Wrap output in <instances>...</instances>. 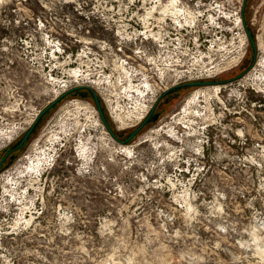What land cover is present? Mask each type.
<instances>
[{
	"label": "rangeland",
	"instance_id": "obj_1",
	"mask_svg": "<svg viewBox=\"0 0 264 264\" xmlns=\"http://www.w3.org/2000/svg\"><path fill=\"white\" fill-rule=\"evenodd\" d=\"M75 87L154 112L118 144L82 91L8 153ZM5 155L0 264H264V0H0Z\"/></svg>",
	"mask_w": 264,
	"mask_h": 264
},
{
	"label": "water",
	"instance_id": "obj_2",
	"mask_svg": "<svg viewBox=\"0 0 264 264\" xmlns=\"http://www.w3.org/2000/svg\"><path fill=\"white\" fill-rule=\"evenodd\" d=\"M244 10V7L242 9V11ZM247 37H250L249 34L247 33ZM251 46L253 48V50H255V45L254 43L251 41ZM241 76L239 75L237 77L240 78ZM216 83L214 82H208V81H200V82H192V83H187V84H184V85H181V86H185V87H207V86H212V85H215ZM86 89L90 90L88 87H85ZM174 88V87H173ZM173 88H170V89H173ZM169 92V89L166 90L164 93H168ZM92 96H93V101H94V105L96 107V110L100 116V119L102 121V124L103 126L105 127V129L111 134V131L109 130V127L105 121V118L103 116V113H102V109L100 107V103H99V100H98V97L97 95L93 92L92 93ZM62 98V95L56 97L55 99H53L51 102H49V104L44 108L42 109L39 114L37 115V118L35 120V122L30 126V128L27 130V132L25 133V135L23 136V138L21 139L19 145L17 146L16 149H18L19 147H21L25 142L26 140L28 139L29 135L31 134L32 130L34 129V126L37 124L38 120L54 105L56 104L60 99ZM153 111H154V107L151 109V111L149 112V115L147 116V118L129 135V137L126 139L125 142H130L137 134L138 132L141 130V128L143 127V125L146 123V121L152 116L153 114ZM156 119V116H153L152 117V121H154ZM112 135V134H111ZM114 138V136H112ZM115 141L118 143V144H123L122 142H120L119 140H117L116 138H114ZM12 151V150H11ZM11 151H9L8 153H10ZM7 157V155H5L3 157V159L1 160L0 164L5 160V158Z\"/></svg>",
	"mask_w": 264,
	"mask_h": 264
},
{
	"label": "trees",
	"instance_id": "obj_3",
	"mask_svg": "<svg viewBox=\"0 0 264 264\" xmlns=\"http://www.w3.org/2000/svg\"><path fill=\"white\" fill-rule=\"evenodd\" d=\"M245 2H246V1H245ZM243 25H244L245 31L248 32V28H247V26H246V24H245V21H244V24H243ZM248 34H249V32H248ZM249 36H250V37H248V40H250V42H251V41L253 42V38H252V36H251L250 34H249ZM253 43H254V42H253ZM251 49H252V48H251ZM252 51H253V50H252ZM253 52H254V51H253ZM243 72H244V71H243ZM243 72H241V74H244ZM237 77H238V76H237ZM237 77L232 78V79H229V80H225V81H217V82H214V83H217V84H220V85H221V84L224 85V84H226V83H228V82H231L232 80L236 79ZM178 88H179V87H178ZM178 88H177V89H178ZM174 90H175V89H174ZM82 91H87V92H89L91 95H92V93H93L91 90H88V89H86L85 87H75V88L70 89V90L67 91L66 93L62 94V98H61L57 103H59L62 99L66 98V97H68V96H70V95H72V94H73V95H77V94H79L80 96L84 97L85 95L82 94ZM168 93H171V91L168 92ZM168 93H162V95L159 97V99H160V98H163V96H165V95L168 94ZM92 98H93V96H92ZM93 102H94V101H93ZM57 103L54 104V105H53L48 111H50L53 107H55V105H57ZM99 103H100V102H99ZM48 111H47V112H48ZM47 112H46V113H47ZM153 112H154V111H153ZM46 113H45V114H46ZM102 113H103V112H102ZM45 114H44V115H45ZM103 116H104V115H103ZM42 117H43V116H42ZM42 117H41V118H42ZM146 117H147V116H146ZM146 117H145V119H146ZM41 118H40V119H41ZM104 118H105V117H104ZM40 119H39V120H40ZM145 119H144V120H145ZM39 120H38V121H39ZM144 120H143V121H144ZM105 121H106V119H105ZM148 121H149V119L146 121L145 124H147ZM106 123H107V121H106ZM145 124H144L143 126H145ZM107 125H108V124H107ZM108 127H109V125H108ZM34 128H35V127H34ZM142 128H143V127H142ZM109 130L111 131L110 127H109ZM134 130H135V129H133V130L131 131V133H132ZM140 131H141V130H140ZM140 131H139V132H140ZM139 132H138V133H139ZM131 133H130V134H131ZM111 134H112V136H114V137L117 138V139H118V138L120 139L121 136H122V135H115L112 131H111ZM130 134H129V135H130ZM30 135H31V134H30ZM129 135H128V136L124 139V141H122V142L126 143L125 140L129 137ZM26 141H27V140H26ZM19 143H20V141L14 145V147L12 148V151H14V150H18L19 148L23 147L24 144H23L21 147H19L18 149H16L17 146L19 145ZM10 150H11V149H10Z\"/></svg>",
	"mask_w": 264,
	"mask_h": 264
},
{
	"label": "bare ground",
	"instance_id": "obj_4",
	"mask_svg": "<svg viewBox=\"0 0 264 264\" xmlns=\"http://www.w3.org/2000/svg\"><path fill=\"white\" fill-rule=\"evenodd\" d=\"M243 7H244V5H243ZM243 9V8H242ZM243 14H244V10L242 11V22H243V24H244V16H243ZM247 33L248 32H246V35H247ZM248 38V37H247ZM241 76V75H240ZM187 84V83H186ZM184 85V84H183ZM215 85H217V83L215 84ZM215 85H212V86H207V87H201V88H209V87H213V86H215ZM220 85V84H219ZM178 87V86H177ZM181 87H185V86H181ZM90 88V87H89ZM200 89V88H199ZM91 90V89H90ZM92 92H94L93 90H91ZM217 91V90H216ZM203 93V92H202ZM206 93V92H205ZM56 98V97H55ZM54 98V99H55ZM101 107V106H100ZM144 109H145V107L143 106V109L140 111V113L142 112V111H144ZM144 114V115H143ZM139 114H137V115H132L131 114V117H133V119H136V118H140L139 119V121L138 122H136V123H139L143 118H144V116H146L145 115V112H143V113H141L139 116H138ZM138 116V117H137ZM36 120V119H35ZM35 122V121H34ZM137 125V124H136ZM132 126H134V125H132ZM129 127H131V126H129ZM142 129V128H141ZM109 133V132H108ZM110 134V133H109ZM112 136V135H111ZM115 138V137H114ZM117 140H119V139H117ZM120 141V140H119ZM126 141V140H125ZM120 142H122V141H120ZM123 144H125L124 142H122ZM126 143H128V142H126ZM11 151V150H10Z\"/></svg>",
	"mask_w": 264,
	"mask_h": 264
},
{
	"label": "built area",
	"instance_id": "obj_5",
	"mask_svg": "<svg viewBox=\"0 0 264 264\" xmlns=\"http://www.w3.org/2000/svg\"><path fill=\"white\" fill-rule=\"evenodd\" d=\"M152 108H153V107H152ZM152 108H151V109H152ZM151 109H150V111H151ZM147 111H149V109H148ZM150 111H149V112H150ZM147 113H148V112H147ZM147 113H146V114H147Z\"/></svg>",
	"mask_w": 264,
	"mask_h": 264
}]
</instances>
